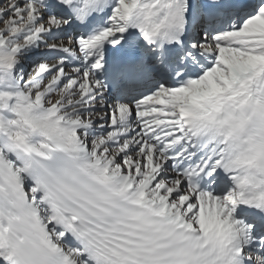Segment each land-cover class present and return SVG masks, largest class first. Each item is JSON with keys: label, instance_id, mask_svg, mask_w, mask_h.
<instances>
[{"label": "snow or ice", "instance_id": "6c2138e0", "mask_svg": "<svg viewBox=\"0 0 264 264\" xmlns=\"http://www.w3.org/2000/svg\"><path fill=\"white\" fill-rule=\"evenodd\" d=\"M0 264H264V0H0Z\"/></svg>", "mask_w": 264, "mask_h": 264}]
</instances>
